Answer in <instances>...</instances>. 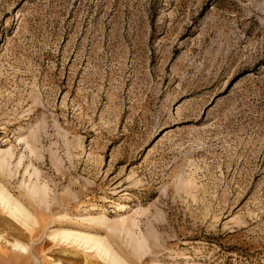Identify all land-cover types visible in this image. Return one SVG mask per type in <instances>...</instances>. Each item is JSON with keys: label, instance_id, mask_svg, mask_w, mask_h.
I'll return each instance as SVG.
<instances>
[{"label": "rangeland", "instance_id": "rangeland-1", "mask_svg": "<svg viewBox=\"0 0 264 264\" xmlns=\"http://www.w3.org/2000/svg\"><path fill=\"white\" fill-rule=\"evenodd\" d=\"M0 191V264H264V0H0Z\"/></svg>", "mask_w": 264, "mask_h": 264}, {"label": "bare ground", "instance_id": "bare-ground-1", "mask_svg": "<svg viewBox=\"0 0 264 264\" xmlns=\"http://www.w3.org/2000/svg\"><path fill=\"white\" fill-rule=\"evenodd\" d=\"M13 199H11V197L8 194H4L3 192L0 191V201L5 203V205L7 206L6 208L9 209V212L11 215H13L14 217H17L18 215L20 216V214H23L20 208H22L20 206L19 203H17L16 201L13 202ZM20 206V207H19ZM24 215V214H23ZM18 218V217H17ZM22 218V217H21ZM23 220V219H22ZM83 233V232H82ZM73 234L70 232V230L65 231L64 232V238H68L71 237ZM77 239H79L80 241H84L87 244L92 243L94 246H92V248L96 247L97 250L102 251L104 254L108 255L107 253L109 252V249L107 248V246L101 241V239H99L98 237L93 236L92 234H80L75 236ZM18 245V244H17ZM15 246V245H14ZM20 247V246H19ZM17 248V247H16ZM24 248V246L22 247ZM110 253V252H109ZM114 260L116 263H118V261Z\"/></svg>", "mask_w": 264, "mask_h": 264}]
</instances>
